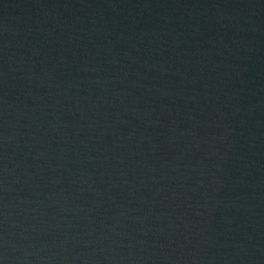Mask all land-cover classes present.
I'll list each match as a JSON object with an SVG mask.
<instances>
[{
	"label": "water",
	"instance_id": "95a60500",
	"mask_svg": "<svg viewBox=\"0 0 264 264\" xmlns=\"http://www.w3.org/2000/svg\"><path fill=\"white\" fill-rule=\"evenodd\" d=\"M0 264H264V0H0Z\"/></svg>",
	"mask_w": 264,
	"mask_h": 264
}]
</instances>
